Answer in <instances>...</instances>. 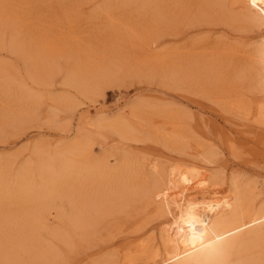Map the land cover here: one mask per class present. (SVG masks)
Instances as JSON below:
<instances>
[{"label":"rangeland","instance_id":"obj_1","mask_svg":"<svg viewBox=\"0 0 264 264\" xmlns=\"http://www.w3.org/2000/svg\"><path fill=\"white\" fill-rule=\"evenodd\" d=\"M166 1L0 0V171H3L2 174L5 172L4 176L0 173L3 179L1 184L11 189L16 175L24 167L34 168L45 155L60 151L74 142L88 144L91 147L89 160L106 163V167L112 170L118 169L112 178L119 179L105 181L99 187L93 185L85 191L84 194H91L93 190L97 193V188L102 186L116 200L98 220L93 232L84 236L78 234L69 221L73 214L78 213L75 205L81 200L80 193H72L71 203L63 197L51 200L46 205L49 210L43 211L38 219V205L21 210L22 204L14 198H0V264H4V257L10 255L18 257V261H14H17L16 264H41L39 261L32 262L31 256L33 253L38 258L46 249L54 257L44 264H95L111 253L119 262L128 247L144 241L149 250L154 251L160 245V230L165 227L167 219L139 211L135 203L130 202L129 206L123 208L122 203L127 201L130 194L123 192L126 191L123 185L133 183L129 190L132 192L141 185L151 184L158 175L164 177L174 167H195L215 174L220 172L221 175L214 178L212 184L220 192L219 197L230 191L231 176L246 179L255 190L256 201L260 203L264 200V115L259 117V113L234 110L231 113L216 96L202 95L201 86L179 85L172 73L176 51L185 57L190 52L191 55H198L203 47L210 51V48L217 46L218 52H222L220 48L224 46L221 59L227 58L223 63L227 81L230 82L226 81L225 85L235 94L240 91L242 96L237 95L238 98L245 99V105L254 109L256 101L251 103L250 98H264V94L256 85L253 74L257 71L254 72L253 67L248 65L247 55L251 49L249 45L253 46L260 35H264V26L258 27L260 30L255 26L245 28L238 21L218 16L216 12L198 18L193 9L187 12V17H176L173 4L186 0ZM155 4L162 5L158 8ZM167 6H170V12ZM173 17L178 19L174 20ZM179 18L185 19V26V21ZM168 19H173L179 25ZM150 20L151 26L147 23ZM180 20L182 23L184 21V27ZM167 22L174 23V26L170 24L167 30ZM234 23L238 26L232 25ZM170 32H174V36ZM205 37L214 43H209ZM192 38L195 40L192 41ZM202 41L208 43L205 45ZM233 45L237 46L236 49L244 47L245 51L240 50L239 54L237 50L236 53ZM187 50H190L189 53ZM167 53L171 64L167 62L168 69L163 70L159 68L162 65L158 60ZM225 54L228 56L224 57ZM232 56L242 61L236 57L234 61ZM232 63L234 65L230 66ZM239 72L241 75L243 73L242 77H239ZM247 81L251 85H245ZM231 83L234 84L231 86ZM240 87H243L242 92ZM158 120L162 121L161 128ZM111 124L116 129L112 130L114 126ZM117 129L120 130L118 133ZM40 151H45V154ZM151 169L157 172L152 173ZM118 197L121 199L117 200ZM209 199L207 196L204 200ZM149 215L150 222L145 223ZM59 233L63 235L62 238ZM29 241H33L34 246L29 247ZM162 260L158 264H164Z\"/></svg>","mask_w":264,"mask_h":264},{"label":"bare ground","instance_id":"obj_2","mask_svg":"<svg viewBox=\"0 0 264 264\" xmlns=\"http://www.w3.org/2000/svg\"><path fill=\"white\" fill-rule=\"evenodd\" d=\"M157 2H158V0H157ZM160 2H161V0L158 3H160ZM162 2H163V0H162ZM165 2H167V1L165 0ZM169 2L172 3V1H170V0H169ZM139 3H140V0H139ZM147 3H149V1ZM152 3L150 4L151 6H153V4H154V3L153 4ZM150 5H148V7ZM160 5H162V4H160ZM160 5H158V8L160 7ZM173 5H174L175 10L177 12V13L176 12L174 13L176 15V17L182 16V15L187 17V15H186L187 12L189 13V11L191 9H193V11L194 10L196 11L195 16L197 14L198 18L200 16L207 17V15H210L209 13H212V12L215 13L216 12V13H218L217 14L218 16L219 15L223 16L224 18L229 19L231 21H238L240 24L245 25V28H246V26H255L257 28L264 26V0H186L185 2L183 1V3L176 2ZM142 6L144 8V5H142ZM169 7L167 6V10H169ZM154 8H155V6H154ZM145 9H146V7H145ZM145 9H143V11ZM160 9H162V8H160ZM151 10H152V8H151ZM156 11H157V9H156ZM161 11L162 10H160V12ZM169 12H170V10H169ZM171 12H172V9H171ZM163 14H165V13H163ZM174 14H172V16H175ZM217 15L215 17H217ZM166 16H168V14ZM211 16H212V14H211ZM186 17H185V19H186ZM168 18H170V17H168ZM148 19H151V17L150 18L148 17ZM166 19H167V17H166ZM177 19L174 18V20H177ZM179 19H183V18H179ZM185 19H183V20L185 21ZM187 19H186V21H187ZM208 19H210V18L208 17ZM170 20H173V19H170ZM199 20L201 21V19H199ZM159 21H160V19H159ZM181 21L182 20H180V22ZM184 21H183V23H184ZM186 21H185L184 26L188 22V21L187 22ZM197 21L198 20L196 17V22ZM211 21H213V20H211ZM214 21H216V20H214ZM147 23H148V25H150L149 23H151V20H150V22H147ZM168 23L169 22H167V24ZM174 23L177 24L178 22L176 23V21H174ZM174 23H169L167 26V30ZM183 23L181 22L182 26H183ZM202 23H203V21H202ZM239 23H237V24H239ZM157 24H159V23L157 22ZM177 25H179V24H177ZM226 25H227V23H226ZM232 25H235V23ZM235 26H238V25H235ZM148 28H150V27L148 26ZM163 28L165 29L166 27L163 26ZM145 29H146V31H148L147 27H145ZM174 29H176V27ZM167 30H166V32H167ZM148 32H150V30ZM176 32L177 31H175V33ZM16 33H18V32H16ZM144 33H147V32H144ZM173 33H171V35ZM165 34L166 33H163V35H165ZM173 36H174V34H173ZM17 37H19V36H17ZM74 38H75V36H74ZM199 38H201V37H199ZM205 38L207 39V37H205ZM240 39H243V38H240ZM19 40H20V38H19ZM191 40L194 41L195 39L193 40V38H192ZM208 41H209V43H211L213 40L211 41V39H210ZM223 42H225V41H223ZM195 43H196V41H195ZM203 43H205V42H203ZM207 43H205V45ZM212 43H214V41ZM240 43H242V42H240ZM196 44H194V45H196ZM230 44L231 43H229V45ZM61 45H62V43H61ZM226 45H227V43H225V46ZM245 45L246 44H244V46ZM249 46H251V49L249 48ZM249 46L246 45V48L248 50L250 49V51L248 52L249 54L247 55V57H248L247 63H250L248 65H250L251 68L253 67V69L255 70V71L253 70L254 72L257 71L255 74H253V75H255L254 76L255 81L257 82L256 85L259 86L262 94H264V35H260L259 40L253 46L252 45H249ZM182 47H184V46H182ZM223 47L220 48V49H222L221 50L222 52H223V49L225 48V47L224 48ZM235 47H237V46L233 45V48L231 46L232 49H236ZM241 47H243V46H241ZM172 48L176 49L175 47H172ZM218 48H219V45H218ZM169 49H171V48H169ZM201 49H202L201 52L199 51V53H197L198 55H193V54L191 55V52H190V54H188V55L185 54L186 55L185 57H184V55H182L183 53L179 54V53H177V51L175 52L177 54V58L176 57L174 58L172 56L174 58L172 60V73H173V76H174L176 82L179 85H183V86H184V84L191 85V87H192V85H193V87L194 86H201L202 95L204 94V95L216 96L217 98H219V102L221 104H224L225 106H227V108L230 111L231 110H234L236 112H242L243 111V113H249V114L259 113L260 115L257 114L259 117H261V115H264V105H262V104H264V102H261L262 100H264V98L260 97V99L259 98L256 99V97L252 96L250 98L251 103L256 101V105L254 106V109H253L252 106L249 107V106H246L247 104L245 105V103H244L245 99L243 101L242 98L241 99L238 98V96H242V95H240L241 94L240 91H238L239 93L237 92V94H235L236 92L234 93L229 87H227L225 85V83L227 81V74L224 71L225 68H224L223 61L224 60L227 61V58L221 59V55L223 57V53L218 52L217 46L215 47L216 50L213 47L210 48V51L204 47ZM220 49H219V51H220ZM162 50H163V48H162ZM226 50H228L227 47H226ZM237 50H239V52H240V50H242V52L245 51L244 47H243V49L237 48L235 50L236 53H238ZM189 51H188V53H189ZM185 52H186V50H185ZM232 52H234V51H232ZM29 53H31V52H29ZM164 53H166V52H164ZM192 53H194V51ZM239 54H241V52ZM168 55H169V53L164 54L158 60L161 63L160 66L162 65V67H159L160 69L161 68H163V70L168 69V66H169L167 64V62L169 60ZM233 55H235V54H233ZM154 56L155 55H153V57ZM170 56H169V58H170ZM174 56H176V55H174ZM227 56L228 55L225 54L224 57H227ZM229 56H231V53L229 54ZM234 57H236V58H238V60H240V58H239L240 55H239V57L232 56V60L236 61V59H233ZM146 59H148V58H146ZM153 59L155 61L156 58L154 57ZM232 60H231V62H232ZM241 61H242V59L240 60V62ZM240 62H239V64H241ZM168 63L171 64V62H168ZM245 63L246 62H244V64ZM233 65H234L233 63H232V65L230 64V66H233ZM248 65H246L247 67L245 66L246 67L245 69H247V70H248ZM230 66H229V68H230ZM240 66H241V68L243 67L242 64ZM240 66H238V67L240 68ZM238 67L236 66V68H238ZM229 71L230 70H228V72ZM242 71L244 73V68ZM249 71H250V68H249ZM234 73H235V71H234ZM236 73H238V71H236ZM243 73H242V75H243ZM167 74L168 73H166V76H167ZM239 74H240V76L239 75L238 76L242 77L240 72H239ZM249 75H250V72H249L248 76ZM228 76H230V75H228ZM239 77H237V78L239 79ZM228 79L231 80V78H228ZM252 79L254 80V78H252ZM252 79H250V80L253 81ZM244 80L242 82H244ZM228 83H230V82H228ZM240 83H239V85H240ZM233 84L231 83V86ZM246 84H249L248 81L245 83V85ZM249 85H251V84H249ZM236 88H238V87H236ZM247 89H249V88H247ZM249 90H251V89H249ZM242 91H243V89L241 90V92ZM245 91H244V93H246ZM246 94H248V93H246ZM245 98H246V96H245ZM221 107H223V106H221ZM231 113H233V112L231 111ZM166 117H168V116H166ZM166 119H168V118H166ZM164 121H165V119H164ZM159 122H160L159 127L161 128V124H162L161 122L162 121H159ZM166 122H167V120H166ZM118 123H119V121H118ZM116 124H117V122H116ZM156 124L157 123H155L154 126ZM170 124H172V123H170ZM107 125H109V124H107ZM98 126H101V125H98ZM98 126H97V128H98ZM112 126H114V125H112ZM101 127H103V126H101ZM114 127H112L111 129L112 130L116 129V126H114ZM123 127L125 129L124 125H123ZM157 127H158V125H157ZM108 128H110V126ZM117 128H119V127H117ZM99 129L101 130L100 127H99ZM120 129H122V128H120ZM157 129H159V128H157ZM117 130H115V131H117ZM119 131L120 130H118L117 133ZM136 131H137V129H136ZM136 131H134V132H136ZM121 132H123V131H121ZM128 133L129 132L123 133V134H128ZM154 133H157V132H155V130H154ZM133 137H135V136H133ZM124 138H125V136H124ZM126 138H127V136H126ZM87 139L90 140V138H87ZM93 144H92V146H93ZM65 145H67V144H65ZM90 148L91 147L88 144H85L83 142H74V143L68 144L67 146L63 147V149L60 148L61 149L60 151L56 150L53 153L49 152L50 154L45 155L44 158L41 159V161H39V163H37V164L34 163L35 164L34 168L27 169L24 167L23 170L20 168L19 170H22V172H20L18 175H16V179L14 180V183L12 182L13 184L11 185V189L10 188L6 189V186H3L1 184L3 179L0 178V198H3V199H7V198H11V197L14 198L16 200V202H20L22 204L23 209L21 208V210H24V208L28 209L32 206L34 207L35 205H38L39 208L37 207V209H36L37 215H36V211H35V215L37 216V219H38V217L40 216L41 213H43V211L47 212L49 210L48 209L49 207H46V205L49 204V202L51 200H54L55 198L63 197V198H67L71 203V200L73 198L72 193H76V194L80 193L81 200L79 201L78 204L75 205V207H76L75 209L78 213L73 214L72 217L69 218V221L78 230L77 231L78 234L80 233L83 236L91 234L93 232L96 224L98 223V220L103 218L106 210H108L111 207V203L116 199L111 198L112 196H110V192H107L108 190L103 189L102 186L99 189L97 188V190H98L97 193H95L96 191L94 192V190H93L91 194L89 192H87V194H84L85 191H87L89 189V187H92L93 185H96L99 187L105 181H110L112 179L119 181V179L117 177L112 178V177H114L113 175L116 176L118 169L112 170V169H109L106 167V163H102V162L97 161V160L91 162L89 160ZM207 154H208V152H207ZM125 163H126V161H125ZM28 164H31V163H28ZM0 165H1V163H0ZM152 165H153V163H152ZM154 165H155V163H154ZM26 166L28 167V165H26ZM123 166H124V164H123ZM153 168H154V166L152 167V169ZM152 169H151V171H152ZM156 170H158L157 167H156ZM156 170L152 171V173L157 172ZM122 171H123V169H122ZM125 171H126V169H125ZM2 172L0 171L1 174H2ZM3 174L5 175V172ZM2 175H1V177H2ZM150 175H152V174H150ZM220 175H221L220 172H218L217 174L206 173L205 171L198 170L195 167H192V168H187V167L186 168H177V167L175 168L174 167V168H171L166 173L165 176L163 175L164 177L161 176L162 177L161 178L158 175L154 178V181L152 180L153 182H151V184L147 183L148 185H141L139 188L134 189L132 192L129 190L132 188V186L134 184L129 183L130 184L129 185L126 182L123 185L124 186L123 188L126 191H123V192L124 193L129 192L130 194L128 195L129 198L126 199L127 201L122 203L123 208L129 206V204L131 202V204L135 203L140 208L139 211H146V212L151 213V215L158 216V217L159 216H162V217L165 216L166 217L167 223L165 224V227L160 230V233H161L160 234V240H159L160 245L154 251H150L148 246H147L148 244L147 243L144 244L145 241L141 240L144 242L143 243L139 242L135 245L133 244L131 247H128L129 249H127L126 253L122 256L121 259H119V262L116 261L115 256H112L113 253H111V254L108 253L110 255L106 258H103V260L97 256V258H99V260H102V261H97L96 263L94 261V263L95 264H158V262L163 259L162 262L164 264H264V200H262L260 203H258L257 202L258 200L256 201L257 198H256L255 190H254L253 186L250 185L251 183L249 181H247L246 179L243 180L240 177H237L235 175L230 177V184H231L230 191L219 197L220 192L218 190L214 189L212 187V184H213L214 178H217ZM117 176H119V175H117ZM143 176H145V175H143ZM8 178H9V176H8ZM137 178H138V175H137ZM1 179H2V181H1ZM134 180H135V178H134ZM10 182L11 181H9V183ZM130 182H131V180H130ZM113 184H114V182H113ZM115 185H117V184H115ZM128 186H129V188H127ZM122 196H124V195H122ZM207 196H209L210 199L204 200L205 197H207ZM257 196H258V194H257ZM119 197L117 200L121 199ZM3 199H1V200H3ZM11 200H13V199H11ZM14 205L15 204H13V206ZM17 207H18V205H17ZM169 208H170V212H169ZM12 209H13V207H12ZM44 209H46V210H44ZM17 211H18V209H17ZM13 213H15V212L13 211ZM19 214H21V213H19ZM106 214H108V213H106ZM139 216H140V213H139ZM149 217H150V215L148 216L147 221H146V217H145V220H144V221H146L145 223H147L151 219V217H150V219H149ZM130 218H131V216H130ZM131 220H132V218H131ZM38 223H39V221H38ZM38 223H37V225H39ZM143 225H145V224L143 223ZM41 226H43V225L41 224ZM135 231H137V230H135ZM73 232H74V229H73ZM30 234H31V232H30ZM59 235L62 238L63 235H61L60 233H59ZM151 235L153 238L155 237V236H153L154 235L153 233ZM147 237H146V239L149 238V237L148 238ZM8 239H7V241H9ZM146 242H148V241H146ZM8 244H9V242H8ZM27 244L29 247L34 246L33 241H29ZM152 245H154V244H152ZM99 246H101V245H99ZM44 252H46V253H44ZM44 252H43V254H39L38 258L36 255H33V253H32V256H31L32 260L31 261L32 262L39 261V262H41V264H44L47 262L46 260H48L49 258L53 259L54 255L52 252H50L47 249ZM104 254H106V252ZM103 255H101V256H103ZM11 256L12 255H10V257L7 256L6 258L4 257V261L2 259L4 264H16V262L18 261V259H17L18 257L16 255H14V257H11ZM15 259H17V261L14 263ZM19 259H21V258H19ZM56 259H58V258L56 257ZM23 261L24 260H22V263H23ZM31 261H29V262H31ZM19 262H21V261H19ZM91 264H93V263L91 262Z\"/></svg>","mask_w":264,"mask_h":264}]
</instances>
